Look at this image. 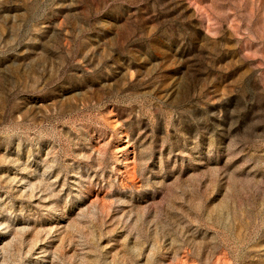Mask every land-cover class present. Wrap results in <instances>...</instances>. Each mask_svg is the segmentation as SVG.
<instances>
[{"label": "rangeland", "instance_id": "1", "mask_svg": "<svg viewBox=\"0 0 264 264\" xmlns=\"http://www.w3.org/2000/svg\"><path fill=\"white\" fill-rule=\"evenodd\" d=\"M0 264H264V0H0Z\"/></svg>", "mask_w": 264, "mask_h": 264}]
</instances>
